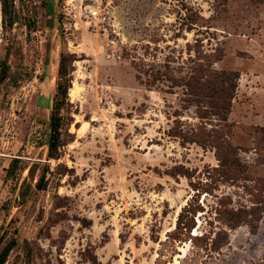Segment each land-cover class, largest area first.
<instances>
[{"label": "rangeland", "instance_id": "374dc122", "mask_svg": "<svg viewBox=\"0 0 264 264\" xmlns=\"http://www.w3.org/2000/svg\"><path fill=\"white\" fill-rule=\"evenodd\" d=\"M1 61L4 264H264V0H0Z\"/></svg>", "mask_w": 264, "mask_h": 264}, {"label": "trees", "instance_id": "16d2710c", "mask_svg": "<svg viewBox=\"0 0 264 264\" xmlns=\"http://www.w3.org/2000/svg\"><path fill=\"white\" fill-rule=\"evenodd\" d=\"M13 8V0H2V10L4 16H7V14H11V10ZM11 19V18H10ZM14 20L11 19L9 21V24L12 26ZM7 65L4 61L0 62V81H3L5 78V75L7 73ZM70 81L67 77L66 70H65V64H64V58L63 56L60 59V64L58 68V77H57V85H56V92H55V104H54V118L52 119V129L53 131H56L58 128V121L56 118V114L59 111L60 104L66 99L67 90L69 88ZM56 137L52 136V139L49 142L48 150H49V157L51 158V153L56 150L57 145L55 144ZM220 163L222 164L221 160ZM230 166H235L234 162H229ZM42 182V180L40 181ZM41 186V183L40 185ZM182 213L178 216V223L180 221ZM8 256V251H3L0 254V264H4L6 262Z\"/></svg>", "mask_w": 264, "mask_h": 264}, {"label": "water", "instance_id": "95a60500", "mask_svg": "<svg viewBox=\"0 0 264 264\" xmlns=\"http://www.w3.org/2000/svg\"><path fill=\"white\" fill-rule=\"evenodd\" d=\"M51 126H52V120H51ZM50 139L51 137L48 139V142H47L48 145H49Z\"/></svg>", "mask_w": 264, "mask_h": 264}]
</instances>
